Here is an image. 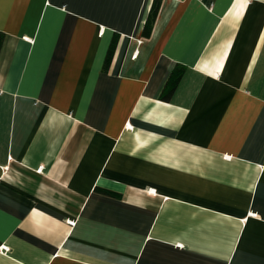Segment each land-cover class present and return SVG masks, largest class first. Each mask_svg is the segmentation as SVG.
<instances>
[{
	"label": "crops",
	"instance_id": "obj_1",
	"mask_svg": "<svg viewBox=\"0 0 264 264\" xmlns=\"http://www.w3.org/2000/svg\"><path fill=\"white\" fill-rule=\"evenodd\" d=\"M152 1L0 0V264H264V0Z\"/></svg>",
	"mask_w": 264,
	"mask_h": 264
},
{
	"label": "trees",
	"instance_id": "obj_2",
	"mask_svg": "<svg viewBox=\"0 0 264 264\" xmlns=\"http://www.w3.org/2000/svg\"><path fill=\"white\" fill-rule=\"evenodd\" d=\"M159 5H160V0H153L152 1V4H151V7H150V10H149V13L147 15V18L145 20V23L143 25V29H142V32L144 35H148L151 31V28H152V24L154 22V19L157 15V12H158V9H159ZM3 38H4V34L3 32L0 30V48H1V45H2V42H3ZM113 46H114V40L111 41L108 49H107V52H106V56L104 58V68H106L109 60H110V57L112 55V51H113ZM181 71L182 69L181 68H177L172 70L165 83H164V87L160 93V96L164 99L168 98L170 96V94L172 93L173 89L175 88L177 82H178V79L181 75ZM102 192L104 193H108V194H113V191L111 190H108V189H103L101 188L100 189Z\"/></svg>",
	"mask_w": 264,
	"mask_h": 264
},
{
	"label": "built area",
	"instance_id": "obj_3",
	"mask_svg": "<svg viewBox=\"0 0 264 264\" xmlns=\"http://www.w3.org/2000/svg\"><path fill=\"white\" fill-rule=\"evenodd\" d=\"M7 249H8L7 246H2V247H1V250H2V251H6Z\"/></svg>",
	"mask_w": 264,
	"mask_h": 264
}]
</instances>
